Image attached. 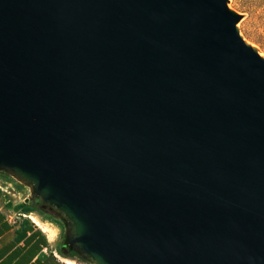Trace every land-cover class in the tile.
I'll use <instances>...</instances> for the list:
<instances>
[{
    "label": "water",
    "instance_id": "water-1",
    "mask_svg": "<svg viewBox=\"0 0 264 264\" xmlns=\"http://www.w3.org/2000/svg\"><path fill=\"white\" fill-rule=\"evenodd\" d=\"M239 20L227 0H0V173L85 262L264 264V58Z\"/></svg>",
    "mask_w": 264,
    "mask_h": 264
},
{
    "label": "crops",
    "instance_id": "crops-1",
    "mask_svg": "<svg viewBox=\"0 0 264 264\" xmlns=\"http://www.w3.org/2000/svg\"><path fill=\"white\" fill-rule=\"evenodd\" d=\"M20 194L10 182L0 180V264H66L68 259L58 254L54 242L29 219L32 213H21Z\"/></svg>",
    "mask_w": 264,
    "mask_h": 264
},
{
    "label": "rangeland",
    "instance_id": "rangeland-1",
    "mask_svg": "<svg viewBox=\"0 0 264 264\" xmlns=\"http://www.w3.org/2000/svg\"><path fill=\"white\" fill-rule=\"evenodd\" d=\"M228 7L232 9L240 20L237 23L239 35L252 47L258 50L259 55L264 58V0H227ZM261 52V53H260ZM0 180L8 181L12 184L14 191H20V200L24 203L25 199H30L26 188L16 187V183L10 178H4L0 173ZM29 203V202H28ZM32 214L45 225L51 227L55 231L54 247L61 246L64 243V225H57L51 218L58 219L59 216L55 214H48L47 212L34 211ZM28 215V214H27ZM75 264H89L81 262L77 259L67 258Z\"/></svg>",
    "mask_w": 264,
    "mask_h": 264
},
{
    "label": "trees",
    "instance_id": "trees-1",
    "mask_svg": "<svg viewBox=\"0 0 264 264\" xmlns=\"http://www.w3.org/2000/svg\"><path fill=\"white\" fill-rule=\"evenodd\" d=\"M3 177L4 178H9L6 174H3ZM16 187L21 188V186H19L18 184H16ZM20 210H21V213L22 214H25V215H27V214L32 213V212L35 211L34 208H33V206L30 203H27V204H24L23 203V204H21L20 205ZM49 219H51V221H53L57 225H59V224L64 225V221H63V219L60 216H59L58 219H55V218L53 219L51 217ZM64 239H65L64 240V243L61 246H58V250H57L58 251V254L60 256L64 257V258H73V259H77V260H79L81 262L87 263L79 255H77L76 253H74L67 246V240L65 238V235H64Z\"/></svg>",
    "mask_w": 264,
    "mask_h": 264
},
{
    "label": "bare ground",
    "instance_id": "bare-ground-1",
    "mask_svg": "<svg viewBox=\"0 0 264 264\" xmlns=\"http://www.w3.org/2000/svg\"><path fill=\"white\" fill-rule=\"evenodd\" d=\"M229 7H231V6L229 5ZM245 40H246V39H245ZM248 42H249V41H248ZM248 42H247V43H248ZM250 45H251V44H250ZM257 51H258V50H257ZM260 53H261V52H260ZM28 217H29V219H30L34 224H36L37 226H39V227L42 229V231L46 233V235L48 236L49 240H50L51 242H53L54 231H53L49 226L43 224V223L37 218L36 215H34V214H29ZM64 262H65L66 264H75V263L71 262L70 260H65Z\"/></svg>",
    "mask_w": 264,
    "mask_h": 264
},
{
    "label": "flooded vegetation",
    "instance_id": "flooded-vegetation-1",
    "mask_svg": "<svg viewBox=\"0 0 264 264\" xmlns=\"http://www.w3.org/2000/svg\"><path fill=\"white\" fill-rule=\"evenodd\" d=\"M29 203L33 206L35 211L47 212L48 214H55L54 211L43 205L37 198L33 197L29 199Z\"/></svg>",
    "mask_w": 264,
    "mask_h": 264
}]
</instances>
